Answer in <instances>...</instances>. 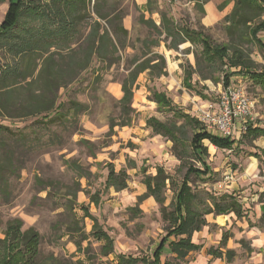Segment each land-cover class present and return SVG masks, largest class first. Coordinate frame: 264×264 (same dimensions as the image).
<instances>
[{
  "label": "rangeland",
  "instance_id": "374dc122",
  "mask_svg": "<svg viewBox=\"0 0 264 264\" xmlns=\"http://www.w3.org/2000/svg\"><path fill=\"white\" fill-rule=\"evenodd\" d=\"M153 1L155 6L167 8L177 24L186 23L191 28L201 30L214 44L228 42L224 16L231 11L233 2L220 9L225 0H208L204 7L206 9L211 6L214 15L209 22L206 18L208 10L204 16L200 15L188 0ZM121 5L125 12L122 22L128 30V35L126 45L117 52L118 61L112 65L94 61L80 73L77 80L67 86L72 98L88 105V110L80 115L75 129L42 125L39 122L41 113H22L23 100L18 97L7 101L0 100V124L10 126L14 134L12 137L19 139L20 146L15 155L21 165L9 178V203L0 199V232L6 220L20 217L24 229L33 226L40 232V248L44 253L69 255L72 253L70 247L76 249L63 225L67 217L62 204L68 197L66 195L71 194L77 203L85 204L114 237L115 252L149 256L165 233L167 223L162 220L160 206L152 196L138 201V196L146 191L142 169L146 175H154L156 167L160 166L176 183L183 178L185 165L201 167L187 147L182 164L171 153L172 143L161 135L153 134L151 128L147 127L146 119L150 116L165 122L175 121L177 125L182 123L173 118L172 112L157 108L150 98V89L163 91L177 108L194 116L196 104L201 105L206 101L218 102L220 92L224 89L222 66L219 62H206L202 58V48L199 44L184 42L175 49H168L163 41L164 35L159 37L157 47H151L150 52L142 56L143 49L139 39L144 37L147 29L139 23L138 18L141 13L146 18L149 16L146 0H122ZM7 6V0H0V23ZM83 15L85 25L88 13L84 12ZM151 17L156 24L159 23L156 12L152 13ZM260 21L264 22V12L254 19L255 23ZM85 34L84 29L79 41L84 39ZM257 37L264 45V29L257 33ZM239 44L241 60L248 62L253 70H264V47H260L254 40ZM156 52L165 57V75L150 78L148 72L140 73L133 90L130 124L115 125L111 129V120L115 123L120 121V80L131 69L136 57L142 56V60L152 57ZM156 61L157 59H153L151 63ZM14 63L16 62L13 58L0 48V86L5 83L2 80L4 66ZM40 63L41 58H36V69ZM36 72L34 70V75ZM186 72L191 74L190 81L194 84V89H189L183 84ZM241 79L245 94L256 100V121L264 122V92L259 84L251 82L249 78ZM29 80L31 78L27 79ZM10 87L27 86L26 82H22ZM62 98H65L64 90L60 89L59 99ZM185 131L190 136L189 127H185ZM261 140L262 138H240L235 150L211 148L209 142L204 141V145L209 147L205 160L209 165L210 174L204 177L190 174L189 177L192 189L198 197L197 202L203 206L211 197L223 193L234 194L237 200L244 201L245 206L249 205L250 209L243 206L253 218L252 199L264 202V166L259 164L258 170L253 174L245 173L244 159L249 153H259ZM1 153L2 148L0 155ZM131 162H134L135 167H130ZM108 164L113 165L116 171L121 168L126 170V188L116 191L113 187L104 186ZM226 174L235 176L233 181L236 183L232 187L230 185L233 181L223 184ZM219 182L222 185L220 190L216 189ZM165 185L163 196L167 206L172 201L174 185L168 180ZM75 212L78 216L82 215L78 204L75 205ZM218 221L223 223L224 218L219 217ZM83 222L84 231L89 232L91 221L86 218ZM88 242L90 254L94 256L99 251L100 242L90 237L89 241L82 242V246L85 247ZM215 246L217 244L213 247ZM241 249L245 251L244 248ZM77 256L83 257L81 253ZM167 257L169 255L164 254L162 258L164 260ZM193 258L194 253L189 254L190 264H193ZM107 259L112 260L113 255L98 256L85 264H106ZM112 261L115 264V261Z\"/></svg>",
  "mask_w": 264,
  "mask_h": 264
},
{
  "label": "trees",
  "instance_id": "16d2710c",
  "mask_svg": "<svg viewBox=\"0 0 264 264\" xmlns=\"http://www.w3.org/2000/svg\"><path fill=\"white\" fill-rule=\"evenodd\" d=\"M8 6L2 22L0 23V48L4 49L14 64L4 66L0 86V100L7 101L15 97L23 100L22 113H41L40 123L46 127L62 126L75 129L79 117L88 110V105L72 98L67 87L77 80L80 73L86 70L92 62L99 61L112 65L118 61L117 52L124 48L128 30L123 26L125 12L122 0H7ZM174 0H169V2ZM193 3L194 9L204 15V5L208 0H188ZM233 2L231 11L224 16L225 29L228 42L214 44L201 30L191 28L186 23L177 24L167 8L155 6L153 0H146V18L143 13L138 21L146 27V33L139 39L142 56L150 52L151 47L159 45V37L164 35L163 41L168 49H175L184 42L199 44L201 55L208 63L219 62L222 66L223 86H227L230 77L242 74L248 76L264 91V70L256 71L248 62L242 61L239 43L254 40L260 47H264L257 33L264 29V22H254L264 12V0H225L220 9ZM91 10V13L89 11ZM88 13V20L84 23L83 13ZM156 12L159 23L152 19L151 14ZM86 30L84 39L79 41ZM155 36V37H154ZM136 57L131 69L120 80L122 96L118 100L120 121H110L112 129L115 125L125 126L131 122V102L133 90L136 87L138 75L148 72L150 78L165 75L166 60L160 53L152 54L141 60ZM36 58L41 63L36 69ZM157 59L155 63H151ZM225 66L240 67L238 71H228ZM34 70L37 71L34 75ZM28 78L31 80L27 81ZM191 74L186 72L183 84L194 89L190 81ZM9 84H8V83ZM26 82L27 87H10ZM64 90L65 98L59 99V90ZM150 98L159 110H168L176 120L182 121L177 125L175 121L165 122L150 116L146 119L147 127L153 134L161 135L169 140L171 153L183 164L187 149L201 167L185 165L183 178L174 182L162 167H156L154 175H146L143 183L146 191L138 196V201L152 196L160 206L162 220L167 223L165 233L161 236L156 247L149 256L133 255L115 252L114 237L104 229L98 218L93 215L83 203H77L74 195L67 194L62 204L66 212L64 222L65 232L70 241H73L76 250L69 255H57L53 252L41 251V234L33 226L23 228V220L13 217L5 221L0 237V264H85L93 259L113 255L115 264H190L188 256L191 252L199 250L202 245L192 240L194 231H198L206 223L204 215L210 212L215 214L234 212L237 217L243 216L242 207L232 195L223 193L211 197L203 206L197 202V194L193 191L190 174L204 177L210 172L207 157V147L203 140L220 149L232 150L240 141L233 137H222L209 133L205 126L193 115L185 113L173 104L172 100L163 92L150 89ZM185 127H189L190 136L186 134ZM12 128L0 124V199L9 203L11 194L10 177L20 168L15 152L19 144L17 137H12ZM264 135V126L247 125L242 136L256 138ZM16 144V145H15ZM189 152V151H188ZM264 165V149L259 153H251ZM134 163L132 164V166ZM108 173L104 186L113 187L116 191L127 187L128 174L121 168L116 171L111 164L107 165ZM166 180L174 185L173 198L169 205L164 204L163 190ZM212 205V207L208 204ZM78 204L82 215L75 212ZM202 206L201 208L199 206ZM58 205V204H57ZM132 209V208H131ZM92 222L89 232L83 229L84 219ZM263 220V217L260 219ZM56 227V226H55ZM232 234L228 230L222 231L217 247H209L207 253L215 258H222L230 262L235 257L232 249H225L228 238ZM92 237L100 242L99 251L94 256L90 254V243L85 247L82 242ZM167 252L169 257L162 259ZM81 253L83 257L77 256ZM107 259L106 264H113Z\"/></svg>",
  "mask_w": 264,
  "mask_h": 264
},
{
  "label": "crops",
  "instance_id": "0c3cea01",
  "mask_svg": "<svg viewBox=\"0 0 264 264\" xmlns=\"http://www.w3.org/2000/svg\"><path fill=\"white\" fill-rule=\"evenodd\" d=\"M204 10H205V12H207V10H208V16L206 18H207V21L210 22V20L214 16L213 12H212V7L208 6V8H206V9L204 7ZM225 67L228 71H231V72L238 71L240 69L239 66L238 67L225 66ZM232 77H234V78L232 79ZM232 77H230L228 85H240V86H242V84H241L242 79L241 78H248V76L242 75V74H237V75H234ZM251 82H253V81L251 80ZM261 90H262V88H261ZM253 101L255 102L256 100H253ZM255 103H254V107H255ZM254 110H255V108H254ZM257 125H260L262 127V126H264V122L262 120L258 121V122L256 121V123L253 126H257ZM207 131L211 134L220 136L215 131H212V130H207ZM243 135L244 134H242V135L237 134L234 137V139L240 141V138H242ZM257 138H262V140L260 141L259 147H260V149H264V135H260V136L256 137V139ZM204 141L209 142L208 140L205 139V140H203V144H204ZM208 144L210 145L211 148H217L215 145H213L210 142ZM238 144L239 143H237L232 150H235L237 148ZM204 146L207 147V145H204ZM208 148L209 147H207V154H208ZM217 149H220V148H217ZM220 150H228V149H220ZM259 152H260V150H259ZM254 153H256V152H254ZM250 154L251 153H249L247 158L244 159V171H245V173L253 174L256 170H258V165L259 164L261 165V163L257 157L250 155ZM133 163L134 162H131L130 167H135V164L132 166ZM208 174H210V172ZM235 183L236 182L233 181V183H231L230 187H232L233 184L235 185ZM144 186H145V184H144ZM236 186H237V184H236ZM145 188H146V186H145ZM227 194H230V193H227ZM230 195H232L234 197V194H230ZM235 199L237 200V198H235ZM237 201H239V200H237ZM243 202L239 201V203L242 207V211H243V216H241V217H237L236 214L232 211L227 212V213H221V214H215L213 212H210V213H207L204 215V219H205L206 223L202 226V228L200 230L194 231L192 234L193 242H195L196 244L202 245V247L199 250L191 252V253H194V258H193V262H192L193 264H264V202H262V201L257 202V201H255V198L252 199V203L254 206L252 209L253 210V218H251V216L247 214L248 211L245 210V208H244L245 205L243 204ZM208 204L212 207V205L209 202H208ZM245 207L250 209L249 205H246ZM219 217L224 218L223 223H220L218 221ZM261 217H263L262 221L260 220ZM87 219H89V218H87ZM91 224H92V222H91ZM104 229H106V228L104 227ZM224 230H228L232 234V236L230 238H228L225 248H221L222 251H225V249L234 250L235 257L230 262H226L224 257L215 258L211 254L207 253V249L209 247L214 246L215 244H217V246L219 245V241L221 239V234H222V231H224ZM2 236L3 235L0 232V237H2ZM159 240H158V242H159ZM158 242L156 243V245L158 244ZM156 245H155V247H156ZM217 246H215V247H217ZM241 247L244 248L245 251L242 250ZM70 249H71L72 253H75L74 250H76V249H74L72 247H70ZM242 253H244V254L242 255ZM165 254H167V252H165Z\"/></svg>",
  "mask_w": 264,
  "mask_h": 264
},
{
  "label": "built area",
  "instance_id": "2783aa9c",
  "mask_svg": "<svg viewBox=\"0 0 264 264\" xmlns=\"http://www.w3.org/2000/svg\"><path fill=\"white\" fill-rule=\"evenodd\" d=\"M217 103L196 104L195 117L207 130L215 131L222 137H235L244 134L247 125L256 123L254 101L250 99L240 85L223 86ZM224 183L235 180L234 174H226ZM222 188L221 182L216 189Z\"/></svg>",
  "mask_w": 264,
  "mask_h": 264
},
{
  "label": "bare ground",
  "instance_id": "6f19581e",
  "mask_svg": "<svg viewBox=\"0 0 264 264\" xmlns=\"http://www.w3.org/2000/svg\"><path fill=\"white\" fill-rule=\"evenodd\" d=\"M210 15V14H209Z\"/></svg>",
  "mask_w": 264,
  "mask_h": 264
}]
</instances>
